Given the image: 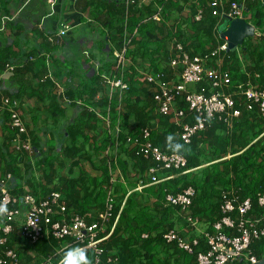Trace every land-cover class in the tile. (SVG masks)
<instances>
[{
  "label": "trees",
  "instance_id": "obj_1",
  "mask_svg": "<svg viewBox=\"0 0 264 264\" xmlns=\"http://www.w3.org/2000/svg\"><path fill=\"white\" fill-rule=\"evenodd\" d=\"M176 1L159 0L156 6L154 4L147 7L133 6L129 9L130 12L132 10V18L130 21L127 20L126 24L129 33L133 35L130 42V46L134 47L132 59L135 56L145 57L151 71L156 74L161 73L166 81L175 80L178 76V71L168 67L170 50H172L171 45L174 39L176 42L181 43L192 56L204 54L208 48L212 49L216 46L213 32L216 21L210 16L209 12V15L204 13L199 22L194 21V13H192V21L189 19L191 25L184 31L179 32L177 28V31L173 32L176 28L172 29L165 26L171 15L173 13L178 14L180 11L175 5ZM118 2L121 4V11L116 14L119 16V27L115 29V35H119V39L114 42H117V46L121 49L123 45L125 0H118ZM183 2H186V0H183ZM157 7L162 9L161 23H155L151 20V16L156 12ZM246 9L248 10V13L245 14L247 20L254 25L260 34L244 40L240 51L226 54L227 59L223 63L222 70L228 71L233 86L232 90L234 91H237L236 87L240 84L264 85V6L260 3H247ZM110 23L107 22L106 25ZM223 23L224 21L221 22V24ZM186 31H190L192 34L185 37ZM48 37L46 38L47 43L51 45V48H56L54 44L52 45L48 41ZM102 37L103 40L112 39L109 36L106 38L103 34ZM189 48H192L193 52H190ZM7 53L0 55V75L4 71L6 72L7 67L10 66L8 62L11 54ZM35 56H25L23 60L28 66L30 65V68L31 66L35 68V73L30 77V80L39 83L42 77L48 74V70L45 68L44 58H37V64L30 63L29 59L35 58ZM109 56H111L110 53ZM160 62H163V68L160 67ZM19 67L20 65L15 66L12 70L17 72ZM118 73L113 72L111 77L118 76ZM141 79L142 77L136 74L133 68L131 74L125 73L124 80L128 82V89L120 100L122 106L127 105L129 108L134 117V122L132 125L125 122L124 125L125 128L127 126V129H124L118 135L117 140L113 135H109L107 131L105 133L104 150L106 147L114 150L116 142L118 144L115 155L105 156L101 163L102 183L108 188L111 187L114 196L112 220L107 227V231L119 212L122 200L127 194V189H134L139 181L148 182L146 172L151 166L155 165L151 160L145 159L143 155H135L134 149H129L126 143L128 137L136 139L140 136L141 130L148 127L151 130L150 142L153 147H157L165 153H170L174 152L170 147L171 143H179L183 146V150L179 154L185 158L186 166L179 171H159L157 178L164 179L168 176H172V178L158 185L149 186L143 189L141 193L133 192L127 197L112 234L101 244L103 249L101 261L102 264H195L194 255L179 251L174 244H166L162 239L163 234L173 230L181 222L185 226V222L178 217V209L164 207L163 198L166 194H179L189 187L192 188L195 194L190 211L193 217L200 219L203 226L209 227V232L213 231L210 227L223 218L221 208L227 198L234 200L235 210L229 214L232 220H237V206L245 199H249L251 202V211L248 213L249 218L255 219L263 215L264 208L259 207L258 196L264 193V118L260 117L255 109L248 112L241 105L238 106L241 116L234 121L232 127L227 128L222 120L219 121L215 117L206 126L205 130L198 132L191 139L189 144H183L178 137L180 128L175 123H171L170 118L154 113L155 104L149 90L150 86ZM44 83L53 86L49 80ZM100 83L105 85L99 69L92 77L86 78V85L80 87V90H64L63 95L57 94L60 101L63 102L64 99H68L73 102L71 106H75L77 101L81 103L80 109L82 112L80 117L68 130L67 138L71 140V145L63 149L65 156L74 160L73 167L78 165L75 159H80V146L82 140L86 139L84 131L92 129V122L99 123L94 111L97 108H103L102 115H108L111 118V126L116 124L119 117H122V111L117 112L118 105H120L117 95L114 98H109L110 100L104 97L96 99L97 93L101 91V87L99 89ZM208 85L209 83L204 81L200 86L208 87ZM142 98L144 99L143 102ZM234 100L245 102L242 96H237ZM56 101H58V98ZM55 105L59 107L58 102ZM178 107L184 111L183 123L194 125L197 122L196 114L189 111L187 104L182 102ZM125 118L126 115L124 120ZM155 123H158L157 128L152 130L151 127ZM125 131L127 133H124ZM10 133L13 134V131L10 130ZM169 137H172L173 140L169 141ZM5 153H8L10 157L13 156L12 150L10 152L5 149ZM14 154V166H9L6 173L0 174V176L11 175V183L14 178L16 179L14 181L18 185L14 189L11 186V194L16 196L31 194L42 199L48 197L52 192L46 186L38 188V191L30 188L29 193H24L17 181V179L21 180V174L24 173L18 171L15 165L18 162H25V158H19V156L23 157L25 155H19L15 152ZM20 154L26 153L21 152ZM0 162H6L2 151ZM116 168L120 170L125 185L117 180L115 183L110 184V172ZM185 171L189 172L182 174ZM130 172H132V183L128 182ZM49 173H52L50 168H48ZM48 180L49 176L45 179V182L47 183ZM81 184H85L82 177L78 180L65 181L66 188L62 187L54 190L62 196L68 210L74 208L82 215L89 213L94 208L102 211L107 196L106 190L102 186H94V188L87 189L86 192L84 190L85 193L81 198H76L78 195L77 188H80ZM115 195L117 196L115 197ZM16 230L14 229L13 233L7 237L5 246L0 249H13L21 261L24 258V247L19 246L20 241ZM225 233L231 236L236 235L234 229H225ZM143 234L147 235L145 239L142 238ZM69 244L68 248L78 246L71 241ZM65 245V243H59L52 239H44L29 249L39 254L36 262L52 257V262L57 264L63 251L60 249ZM206 250L205 241L200 239L197 251L205 252ZM249 250L259 261L264 260V238L253 240ZM86 251L89 259L93 261V253L90 250ZM107 259H110L111 262L107 263Z\"/></svg>",
  "mask_w": 264,
  "mask_h": 264
},
{
  "label": "built area",
  "instance_id": "obj_2",
  "mask_svg": "<svg viewBox=\"0 0 264 264\" xmlns=\"http://www.w3.org/2000/svg\"><path fill=\"white\" fill-rule=\"evenodd\" d=\"M57 2L58 0H46L50 10L47 17L54 15ZM143 2L145 0H125L124 2L123 45L121 49L113 53L116 60V70L119 73L112 79L101 76L105 85L109 87V98L115 92L121 100L122 95L128 89V83L124 80L125 55L129 47L126 24L129 9L133 6L142 7ZM206 3L210 16L216 21L213 30L216 46L204 54L192 56L181 43L173 41L168 66L178 71L177 79L166 81L161 73L156 74L151 70H145L139 74L142 77L141 80L146 81L150 86L156 113L170 118V122L175 123L180 128L178 137L183 144H189L191 139L198 132L205 130L215 117L219 121L222 120L227 128L232 127L234 121L241 116L238 107L241 105L248 112L255 109L258 115L264 118V85L240 84L236 87L237 91H234L228 71L222 70L223 63L227 59L228 47L227 43L220 37L222 32L219 30L220 24L222 21H233L245 17L244 4L232 0H207ZM205 9H197L194 15L195 22L202 19ZM161 12V7H157L156 12L151 16V20L155 23H161ZM10 20L12 19H2L1 30L5 27V21ZM248 23L252 24L251 22ZM70 29L69 25L62 23L58 31L48 37V41L52 45H57L58 40L64 37ZM41 56L48 65L49 55ZM29 60L33 61L34 59L30 58ZM90 63L97 72L99 70L98 65L94 61ZM12 69L11 66L7 67L9 72H12ZM46 80L52 82L57 94H64L63 88L57 84L49 71L46 76L42 77L40 83H44ZM204 81L209 83L208 87L200 86ZM237 96H242L245 102H236L234 98ZM63 102L66 105L73 103L68 99H64ZM182 102L188 105L189 111L196 114L197 122L194 125L183 123L184 111L178 107ZM75 106L80 108L81 103L77 101ZM0 109L7 113L8 126L13 131L11 140L13 151L18 154L25 152L30 155L32 153L31 141L19 112L18 103L16 100L0 94ZM94 112L97 118L106 125V128L111 130L109 116H103L96 110ZM113 132L117 140L118 135L122 132V120L120 118L117 119ZM150 133L149 128H144L139 137L136 139L128 137L126 140L130 149H134L135 155H143L145 159L151 160L155 165L146 172L148 182L139 181L134 189L127 192L108 231L107 227L112 220L114 207L111 187L104 188L107 195L104 209L96 215L93 222H88L86 217L69 211L59 193L52 192L43 199L36 198L31 194L16 196L11 194V175L0 176V206H6L8 209L7 213L0 215V248L5 246L7 237L13 233L14 229H17L19 246L30 248L41 240L52 239L59 243H65L69 247L71 241L93 253L92 264H102L103 249L101 244L112 234L127 197L133 192L141 193L143 189L149 186L158 185L172 178V176L164 179L157 178L159 171H179L186 166L185 158L179 153H165L161 149L153 147L150 142ZM117 145L116 142L115 153ZM187 172L189 171L182 172V174ZM114 181L115 178L112 177L110 184H113ZM194 194L193 189L189 187L179 194H166L164 196L163 206L177 208L178 217L185 222V228L180 230L177 225L173 230L163 234V241L166 244H174L179 251L194 255L195 264H258L260 261L252 255L249 247L253 240L264 238V214L259 218H249L251 202L249 199H245L237 206V220H232L229 214L235 210L234 200L227 198L221 208L223 218L214 223L210 227L213 231L209 232V227L203 226L200 219L193 217L190 211ZM258 205L264 208V193L258 196ZM225 229H234L236 235L226 234ZM146 237L147 235H142V238L145 239ZM200 239L206 243L207 250L205 252L197 251ZM106 262L110 263L111 260L107 259ZM0 264L21 263L18 254L13 249L5 248L0 249ZM31 264L54 263L52 257H48Z\"/></svg>",
  "mask_w": 264,
  "mask_h": 264
},
{
  "label": "crops",
  "instance_id": "obj_3",
  "mask_svg": "<svg viewBox=\"0 0 264 264\" xmlns=\"http://www.w3.org/2000/svg\"><path fill=\"white\" fill-rule=\"evenodd\" d=\"M158 1L145 0L142 6L147 7L151 4L156 6ZM206 2L207 0H186V2L177 0L175 5L180 11L178 14L173 13L165 26L172 29L176 28L173 32L177 31V28L179 32L184 31L191 25L189 22V19L192 21L191 14L194 13L195 15L199 8L204 7L205 9L207 6ZM235 2L244 4L245 10H247V3H260V5L264 6V0H237ZM48 10L46 0H0V55L8 52L7 54H11L9 65L11 67L20 65L17 72L4 71L1 73L0 94L12 98L18 103L19 112L31 141L32 153L30 155L19 154L25 155L23 157L19 156L20 159L25 158V162H18L15 165L18 171L24 173L21 174V180L17 179L24 193H29L30 188L38 191V188L42 186H46L49 191L55 192L56 190L54 189L56 188H66L64 185L65 181L78 180L82 177L85 184H81L80 188H77L78 195L76 196V198H81L89 188H94V186L98 185L103 188L106 187L102 183L101 163L105 156H114L115 151L109 147L104 150L105 133L107 131L109 135L114 136L113 127L116 124L108 131L106 125L99 119V123L92 122V129L84 131L86 139L82 140L80 146V159H75L78 165L73 167L72 163L74 160L67 158L63 149L71 145V140L67 138L68 130L78 120L82 110L74 105H66L60 101L55 91L56 89L51 84L31 81L30 77L35 73V68L34 66L30 68V65L28 66L23 59H25V56L36 55L37 57L35 56L30 63L37 64V58H43L41 55L48 54V65L44 59L45 68L65 91L80 90V87L86 85V78L93 76L88 75L89 70H94L90 63L91 61L98 65L101 76L110 79L114 78L111 76L113 72L117 73V71L116 60L112 53L119 50L117 42L114 41L119 39V35H115V29L119 27V16L116 14L121 11V4L118 0H58L54 15L47 17ZM205 14L209 15L207 8L205 9ZM108 15L109 17L112 15V17L109 18ZM3 18L12 20L5 21V27L1 30ZM131 18L132 10L131 12L129 11L128 21ZM107 22L111 23L106 25ZM62 23L69 25L71 29L64 37L58 40L57 45H55L56 48H51L46 38L55 34ZM102 34L106 38L109 36L112 39L103 40ZM188 34L191 35L192 32L186 31L185 37H188ZM259 34L260 32L256 31L255 36ZM127 35L129 36L127 38L129 47L125 55V73L131 74L132 68L138 75L145 70H151L149 63L145 61V57L135 56L132 59L134 47L130 46L132 34L129 33L128 26ZM123 38L124 35L122 33V41ZM210 49L208 48L207 51ZM188 50L193 52L192 48ZM109 53L111 56H109ZM160 67L163 68V62H160ZM97 72L94 70V74ZM100 87L101 91L97 93L96 99L104 97L110 100L117 95L114 92L109 99V87L101 83L99 84V89ZM150 92L152 94L151 90ZM57 98L58 101H56ZM141 100L143 102L144 99L142 98ZM118 101L120 103V100ZM57 102L59 107L55 105ZM103 110V108L96 109L101 114ZM105 111L108 112L106 109ZM120 111H122V117L119 118L123 120V132L124 129H127V126L125 128L124 125L125 122L132 125L134 117L127 105L122 106L120 103L117 112ZM154 113H156V110ZM125 115L126 118L124 120ZM157 124L155 123L151 129H156ZM124 133H127V131ZM12 137L13 134L10 133L8 126L7 113L0 109V154L2 151L6 159L5 163L0 162V174L6 173L9 166H14L13 158L15 154L11 145ZM5 149L10 152L12 150L13 156L10 157L8 153H5ZM48 168L51 169V174H48ZM48 176L49 180L46 183L45 179ZM110 176L111 178L114 177L115 181H121L125 185L118 168L112 170ZM14 180L16 179L14 178L11 183L12 189L18 185ZM132 180V172H130L128 182L132 183ZM131 190L127 189V192ZM39 193L41 194V192ZM69 211L85 216L90 222H93L96 215L100 212L99 209L95 208L83 215L74 208L69 209ZM178 227L180 230L185 228L182 222ZM28 248L26 247L23 250L24 258L21 261L19 258L21 264H31L39 257L38 253L30 251ZM66 248H68L67 244L61 247L60 250Z\"/></svg>",
  "mask_w": 264,
  "mask_h": 264
},
{
  "label": "water",
  "instance_id": "obj_4",
  "mask_svg": "<svg viewBox=\"0 0 264 264\" xmlns=\"http://www.w3.org/2000/svg\"><path fill=\"white\" fill-rule=\"evenodd\" d=\"M247 13V10H245ZM227 28L221 32V39L227 43L228 52L240 51L247 38H253L255 36V27L246 22V18L243 16L238 20H227ZM89 76L94 75V70H89ZM88 76V77H89ZM258 264H264V261H260Z\"/></svg>",
  "mask_w": 264,
  "mask_h": 264
},
{
  "label": "clouds",
  "instance_id": "obj_5",
  "mask_svg": "<svg viewBox=\"0 0 264 264\" xmlns=\"http://www.w3.org/2000/svg\"><path fill=\"white\" fill-rule=\"evenodd\" d=\"M245 14L247 13L245 12ZM246 22L248 23L250 21H248L246 18ZM255 31L257 30L255 29ZM168 139L169 141L173 140L172 137H169ZM170 147L172 148L174 152H177V153L183 150V146L180 145L179 143H171ZM7 211L8 209L6 206H0V215L7 213ZM58 264H92V261L89 259L87 255L86 248L81 247V246H73L70 248H66L62 251Z\"/></svg>",
  "mask_w": 264,
  "mask_h": 264
},
{
  "label": "rangeland",
  "instance_id": "obj_6",
  "mask_svg": "<svg viewBox=\"0 0 264 264\" xmlns=\"http://www.w3.org/2000/svg\"><path fill=\"white\" fill-rule=\"evenodd\" d=\"M50 13V10H48V14ZM226 25H227V22L226 21H224V23L220 26V31H223L224 29H225V27H226ZM28 250H29V248H28Z\"/></svg>",
  "mask_w": 264,
  "mask_h": 264
}]
</instances>
